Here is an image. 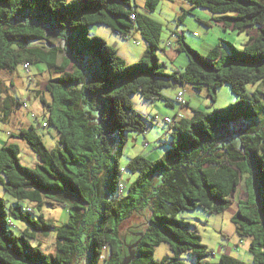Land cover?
<instances>
[{
    "label": "trees",
    "instance_id": "obj_1",
    "mask_svg": "<svg viewBox=\"0 0 264 264\" xmlns=\"http://www.w3.org/2000/svg\"><path fill=\"white\" fill-rule=\"evenodd\" d=\"M186 1L206 8L222 27L248 35L241 49L225 41L230 54L224 70L216 64L219 44L201 54L181 33L176 50L187 63L167 72L157 55L161 23L131 0H0V72L26 62L28 69L46 66L50 100L38 90L34 96L58 136V147L48 149L32 124L10 133L37 155L32 167L20 162L18 143L0 146V184L15 199L7 205L0 196V264H121L128 251L121 226L137 214L145 221L129 264H186L180 259L185 252L195 264H264V0ZM159 2L145 0L144 8L151 12ZM95 24L123 37L137 29L145 42L140 59L127 64L103 38L89 36ZM183 83L204 87L212 101L227 84L239 100L232 109L196 107L189 116L169 117L167 151L157 160L136 155L122 169L128 133L146 130L131 95L172 105L162 89ZM22 104L0 78V120L9 122ZM122 171L136 176L126 183ZM241 180L247 196L237 201L231 221L248 239L251 262L226 253L209 262L201 236L178 213L228 209ZM45 201L67 206V220L56 225L45 218ZM13 219L23 224L18 233ZM50 232L54 251L46 252L37 237ZM162 242L172 254L156 260L154 249Z\"/></svg>",
    "mask_w": 264,
    "mask_h": 264
},
{
    "label": "rangeland",
    "instance_id": "obj_2",
    "mask_svg": "<svg viewBox=\"0 0 264 264\" xmlns=\"http://www.w3.org/2000/svg\"><path fill=\"white\" fill-rule=\"evenodd\" d=\"M144 1L131 0V4H136L139 11L146 12L151 18L161 23V41L157 55L167 72L180 71L187 63L185 53L176 50V39L181 33H183L184 40L201 54H206L211 47L219 44L223 53L216 64L221 70L226 68L230 54L225 41L231 43L235 48L241 49L248 38L245 32L222 27L212 19L213 14L206 8L192 7L186 0H160L155 10L151 12L145 10ZM184 11H186L185 15L180 17ZM203 21L209 25L207 26ZM250 33L256 34L253 30ZM88 35L103 38L106 43L117 50L118 55L127 64L137 62L145 48V42L137 29L131 30L126 37H123L108 26L95 24L88 27ZM56 45L60 44L57 42ZM61 56L60 53L57 57L58 62L61 61ZM49 75L44 64H31L28 71L19 64L14 72L7 70L0 72V78L8 89V93L27 102V106H17L9 122L0 120V146L8 140V131H18L19 127L23 125L27 127L28 124H32L48 149L58 147L57 132L53 126L45 124L46 117L43 105L34 96L35 90H38L41 91L46 100H50V95L45 89ZM178 89L184 90V99L187 102L185 105H180L175 101ZM247 89L252 91L253 87L249 85ZM260 89L264 91V88ZM162 93L172 101V105H167L162 99H144L138 93L131 95L134 111L141 117L146 130L128 133L122 156L119 159V165L122 169L129 159L136 155L157 160L167 151L172 136L170 127L164 121L166 116L173 118L178 112L188 116L191 109L196 107L207 111L214 108L232 109L239 100L227 84L217 88L214 101L207 95L204 87L197 90L189 83L175 87H164ZM20 120H26L28 124L19 123ZM15 142L20 147V162L26 166H34L38 159L37 155L24 141L15 140ZM135 176L127 171H122V180L126 183L132 181ZM246 191L244 181L241 180L231 195V206L219 213H211L200 207L178 213V217L188 220L201 236V242L206 246L207 251L205 260L216 262L221 254L226 253L246 262L251 261L247 240L240 238L235 233L234 224L231 221L235 212V205L238 200L246 198ZM0 196L5 199L7 205L15 203V199L4 190L1 184ZM32 208H35V205ZM67 209L65 205L45 201L42 203L40 212L45 218L51 219L54 224L60 225L68 218ZM38 213V210L35 209L33 214L36 216ZM13 221V230L18 233V229L23 227V224L16 219ZM144 221V216L137 214L122 224L121 236L127 250L129 247L133 248L135 238L144 226ZM53 234L50 232L49 236L39 235L37 237V241L46 252L54 251ZM171 254L169 244L162 242L155 247L153 256L159 260L164 256H171ZM126 256L123 260H128ZM180 259L186 264H195L196 262L194 256L189 252L182 253Z\"/></svg>",
    "mask_w": 264,
    "mask_h": 264
},
{
    "label": "built area",
    "instance_id": "obj_3",
    "mask_svg": "<svg viewBox=\"0 0 264 264\" xmlns=\"http://www.w3.org/2000/svg\"><path fill=\"white\" fill-rule=\"evenodd\" d=\"M131 17L133 18L134 15H131ZM28 66H29V65H28L27 62L23 64V67H24L26 70L28 69ZM175 99H176V101H177L178 103H180V104L185 103V99H184V90H182V89H178V90H177V93H176V96H175ZM22 105H23V106H27V102H26L25 100H23V104H22ZM164 120L167 121V122H170V121H171L169 117H165ZM120 188H121V189L123 188V184H120ZM28 209H30V207H28Z\"/></svg>",
    "mask_w": 264,
    "mask_h": 264
},
{
    "label": "crops",
    "instance_id": "obj_4",
    "mask_svg": "<svg viewBox=\"0 0 264 264\" xmlns=\"http://www.w3.org/2000/svg\"><path fill=\"white\" fill-rule=\"evenodd\" d=\"M189 116V115H188ZM19 123H27L28 124V122L25 120V121H23V120H20L19 121ZM28 125H30V124H28ZM22 127H25L24 125L23 126H21V127H19V128H22ZM17 131L16 130H10V131H8L7 132V136H8V140L7 141H10V142H15V140H19V139H17V138H15V137H13V136H11L10 135V133H16ZM235 207H236V205H235ZM247 240V243H248V239H246ZM247 262H249V261H247ZM251 262V261H250ZM249 262V263H250Z\"/></svg>",
    "mask_w": 264,
    "mask_h": 264
},
{
    "label": "water",
    "instance_id": "obj_5",
    "mask_svg": "<svg viewBox=\"0 0 264 264\" xmlns=\"http://www.w3.org/2000/svg\"><path fill=\"white\" fill-rule=\"evenodd\" d=\"M134 245H135V243H134ZM128 253H129L128 260H123V262L121 264H129L130 259H131L132 255H133L132 249L130 247L128 248Z\"/></svg>",
    "mask_w": 264,
    "mask_h": 264
}]
</instances>
